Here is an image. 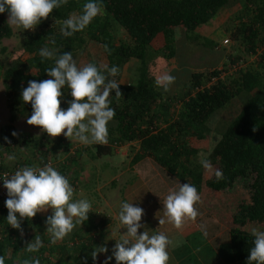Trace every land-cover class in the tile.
<instances>
[{"label": "trees", "instance_id": "16d2710c", "mask_svg": "<svg viewBox=\"0 0 264 264\" xmlns=\"http://www.w3.org/2000/svg\"><path fill=\"white\" fill-rule=\"evenodd\" d=\"M87 2L68 0L66 5L54 9L35 31L22 32L21 57L6 66L0 62V79L9 109L0 139V175L14 174L26 166L42 168L50 164L69 180L74 188L73 199L79 200L76 190L82 182L81 170L86 169L79 167L83 158L87 155V165L104 155H113L123 144L137 142L134 163L151 158L182 182L194 185L198 192L203 186L227 191L239 179L250 178L249 201L238 204L232 217L230 241L218 250L220 264H247L255 237L245 226L264 224V0H98L101 14L83 31L63 36V21L82 15ZM8 15L7 11L0 13V42L15 35L7 23ZM220 15L222 23L217 29L228 33L229 49L216 37L215 30H208ZM92 41L102 45L106 65L118 67V74L108 79L116 80L122 92L119 99L115 91L109 97L116 115L108 124V143L69 151L71 144H64L63 136L12 135L15 123L33 111L31 104L21 99L28 81L53 79L46 70L54 67L55 59L65 52H71L77 67L82 68L80 55ZM45 47L55 53L52 59L40 56ZM6 50L1 47L3 53ZM213 53L215 56L208 59ZM243 55H254L258 64L245 67ZM132 58L138 60L134 78L122 82V68ZM205 66L210 68L204 69ZM229 69L232 73L224 76ZM165 74L176 78L168 91L156 84V79ZM62 91L61 107L66 110L73 97L67 86ZM238 101L240 107L235 110ZM221 112H226V116L222 118ZM208 130L209 155L225 177L219 181L215 173L205 178L198 159L200 150L190 145L193 139L206 138ZM53 159L57 164L51 162ZM105 165L102 176L114 188L118 180L105 176L110 167ZM95 175L96 168L92 178ZM125 187L120 190L122 194ZM7 198H0V255L5 264H24L25 260L36 258L40 264H85V258L87 264H105L103 252L100 254L104 260L98 256L95 261L91 252L98 246L109 250L108 218L92 209L87 221L52 244L45 223L52 210L46 215L37 213L31 221L22 220L21 235L7 222ZM262 227L258 230L264 231ZM146 231L153 233L152 229ZM36 235L44 246L29 253L25 247ZM108 264H116L115 257Z\"/></svg>", "mask_w": 264, "mask_h": 264}, {"label": "clouds", "instance_id": "9594fccd", "mask_svg": "<svg viewBox=\"0 0 264 264\" xmlns=\"http://www.w3.org/2000/svg\"><path fill=\"white\" fill-rule=\"evenodd\" d=\"M67 3L68 0H0V13H9V26L35 31L43 20L49 18L54 9ZM100 14L101 4L98 0H89L83 6L82 15L63 21L62 35L70 37L83 31ZM40 56L52 59L55 53L45 47L40 50ZM46 72L53 79L30 80L28 86L22 89V102L30 103L33 109L27 123L40 127L53 138L64 135L71 141L75 139L85 145H106L109 136L108 124L116 115L115 110L110 107L109 97L113 91L117 99L122 95L120 84L114 79L109 80L108 76L115 77L118 67H97L89 63L78 68L72 53L65 52L55 59V66ZM175 79L174 76L165 74L156 79V84L168 91ZM65 86L71 90L73 97L66 110L61 107V98L64 95L62 89ZM12 135L17 133L13 132ZM201 163L205 168L210 167L208 161ZM215 176L218 181L225 178L220 170H216ZM0 179H3V185L7 189V222L13 228L19 229L21 235L22 220L31 221L37 213L51 209L52 215L45 221L48 226L46 232L50 234L51 243L56 244L68 236L77 225L87 221L88 214L92 211L88 200L73 199V186L50 164L42 168L26 166ZM161 200L164 216H157L160 225L167 222L181 229L188 220L196 221L200 214L197 205L202 203V199L197 188L190 183L180 184L178 189L170 190ZM144 214L145 210L134 203L121 204L119 221L127 231L121 239L116 240L112 250L116 264H168L170 255L167 249L172 242L163 232L151 236L147 231L139 232V229L145 227L141 223ZM252 235L255 237L254 247L250 250L247 264H264V231L254 228ZM43 246L40 236L36 235L25 248L27 252L34 253ZM107 251L106 246H98L91 252V257L95 261L101 252ZM112 256L107 258L105 264H108ZM0 264H5L2 255ZM24 264H40V260H25Z\"/></svg>", "mask_w": 264, "mask_h": 264}, {"label": "rangeland", "instance_id": "374dc122", "mask_svg": "<svg viewBox=\"0 0 264 264\" xmlns=\"http://www.w3.org/2000/svg\"><path fill=\"white\" fill-rule=\"evenodd\" d=\"M221 23H222V17L220 15L218 19H216L211 23V26L208 27V30L209 31L215 30L216 37L217 38L220 37L221 41L222 42L224 41L226 48L229 49L231 42L228 33L223 34L224 33V32L222 33L223 29H217L218 25H220ZM13 30L15 31V35L13 37L3 39L0 42V62L4 63L5 66L10 65L15 59L21 57L24 54V49L22 47L21 40H22V32L26 30L17 27H13ZM226 39H229V42L225 41ZM2 46H5L7 48L6 52L4 53L1 51ZM214 56L215 54L213 53L211 55H208L207 57L208 59H210L213 58ZM243 57L245 60L244 61L245 67L248 66L253 67L258 64V61H255L254 55L247 57L243 55ZM107 62H108L107 56L102 48V45L96 41L90 42L86 50L80 55L79 58L80 66H85L89 63H93L97 65V67H100L101 65H106ZM135 65H138V60L136 58H132L123 66L121 72L122 82H129L131 79L134 78L133 69ZM206 68H210V67L205 66L204 69ZM231 73L232 70L229 69V71H226L223 75L225 76L226 74H231ZM238 102H236L233 109L236 110L238 109V107H240V102L239 103ZM225 114L226 112H221L220 116H222L223 118V116H226ZM8 117H9V109L7 106L6 91L3 84V80L0 79V139H2L3 137L2 129H4V127L7 125ZM15 128H16L15 132L17 134L30 133V134H34L35 136H42L46 134L48 137H50L46 132H43L40 127L29 125L27 123V118L24 119L21 118L19 121H17L15 123ZM60 136H63L65 138L64 144L66 143L71 144L72 148L69 149V151H73L74 148L80 146H88V147L90 146V145H85L75 139L71 141L69 138L65 137L64 135H60ZM194 145L200 150L198 159L200 161L201 159L202 161H208L210 164L209 168L204 167L205 178L212 177L216 172V170H219V166L217 163L212 161L211 157L209 158L210 153L208 152V146H206L205 141L201 139L195 140ZM136 148H138L137 143H133L131 147L119 146L115 149L113 155H106V156L104 155L92 162H88L87 165L84 164L85 161L87 160V155H86L83 158V162H81L79 166L80 169L81 167H86V169L83 168L81 170L83 178H82V182L78 184L79 187L76 190L77 191L76 196H80L79 200L80 199L88 200L91 203V205H93L92 209H94V211L97 212L99 216L108 218L110 221L112 218L110 214L111 212H109V207H107V205L103 203L104 200L103 197L111 193L120 196L122 194L120 190L125 186L126 183H129L126 189L123 191V196L125 198L124 202H128V203L136 202L135 203L136 206H140L145 210V214L142 217V221H141V223L145 225L144 227L145 231L152 229L153 233L152 234L150 233L149 234L150 236L153 234H158L163 232L168 236V238L172 242L168 247V252L170 255L168 264H203V262L201 261V253L196 251L192 242H190V239H188L187 236H184V233L179 232L178 229L175 228L174 225L171 223L166 222L164 225L159 224L158 217L164 216V212H163L164 205L162 203L161 198L157 196L156 192L150 189V187L152 186H150V184L148 185L142 176L143 174L148 173L150 175L156 174V176L158 177H164L168 179V175L165 169L161 168V166H159V164H157L151 158H145L136 164H131L133 162V158L135 157ZM61 153H63V151H61ZM66 155L67 154H64V157H66ZM51 162L57 164V160L55 159H53ZM105 164L110 166L105 171L106 177H111L113 174L117 175L118 172L120 173L119 176L124 175V177H122L120 180L117 179L118 186L114 188L111 186L110 182H108L109 180L106 181L102 176L103 175L102 167L103 165L106 166ZM92 166L93 168H90ZM95 168H96V175L94 176V178H92L93 173L95 172ZM137 173L141 174V176L137 175ZM132 176L133 179L130 182L127 181L129 178H132ZM125 178L126 181H124ZM250 181H251L250 178L239 179L232 189L225 191L224 193L220 194L217 197L220 200V204H222V208L225 209V212L223 214L225 221L232 222L231 220L234 212L238 207V204L242 203L243 201L246 202L249 201L248 186L250 184ZM205 188L207 187L205 186ZM173 189H175V187ZM97 194L99 195V198ZM139 200L140 203H138ZM153 225H156V227L153 228ZM246 227H249V225L248 226L246 225ZM209 249L210 252L208 254V257L210 258L215 255V252L213 248L210 246Z\"/></svg>", "mask_w": 264, "mask_h": 264}, {"label": "crops", "instance_id": "0c3cea01", "mask_svg": "<svg viewBox=\"0 0 264 264\" xmlns=\"http://www.w3.org/2000/svg\"><path fill=\"white\" fill-rule=\"evenodd\" d=\"M208 136L204 139H201L205 141V143H209V135L211 132L209 130L207 131ZM197 140V139H195ZM191 141V144L194 145V141ZM133 143L137 142H132V143H126L121 145L122 146H130ZM136 145V144H134ZM137 147H139V144L137 143ZM138 151V148H136V152ZM136 154V153H135ZM211 155H209L210 158ZM145 159V158H143ZM134 160V159H133ZM142 161V159L140 160ZM138 161V162H140ZM200 161V160H199ZM214 161V159H213ZM136 162V163H138ZM202 162V159L201 161ZM132 162L131 164H136ZM203 165V164H202ZM160 166V165H159ZM204 167V166H203ZM161 168H163L161 166ZM165 169V168H163ZM116 170V169H115ZM117 171V170H116ZM115 171V172H116ZM168 175V179L164 177H158L155 175H150L148 173L143 174V178L145 179V182L150 186V189L156 192L157 196L159 198H164L166 197V194L168 195L170 190L178 189L180 184H183L181 180H179L177 177L173 176L170 174L167 169H165ZM120 173L118 172L117 175H112L110 180L118 179L120 180L124 175L119 176ZM137 175H140L137 173ZM119 176V177H118ZM118 177V178H117ZM133 179L129 178L127 181H131ZM126 181V178L125 180ZM129 183H126L125 186H128ZM126 188V187H125ZM141 191V189H140ZM225 191H216V190H211L210 188H205L203 186L202 190L198 192L200 196H202V203H199L197 205V208L199 210V215L196 219V221H191L188 220L184 227L181 229H178L179 232L184 233V236H187L188 239H190V242H192L193 246L195 247L196 251L201 253V261L203 264H220V257L218 254L219 246L223 243H226L230 241V230L233 226V223L230 221H225V218L223 217V214L225 212V209L222 208V204H220L219 198H217L220 194L224 193ZM103 203L109 207V212H111V220L109 221L108 225V240L107 242L109 243V250L107 253H103L106 255V258H108V254H112V250L114 248V245L116 244V240L121 239L126 234V229L124 225H122L119 221V211L121 204L124 202V196L121 194L118 196L117 194H108L103 197ZM140 199V198H139ZM140 203V200L139 202ZM51 211L49 209L47 212L40 213L41 215H46ZM233 212V211H232ZM233 214V213H232ZM232 221V220H231ZM264 224L260 225H254V224H249V227H246V229H249L252 231V229H262ZM81 225L77 226L80 227ZM248 226V225H247ZM156 225H153V228H155ZM145 229L141 228L139 229V232H144ZM186 233V234H185ZM206 233V234H205ZM209 246L213 248L215 255L213 257H208V254L210 252ZM101 256V254L99 255ZM114 257V256H113ZM101 260H104V256H101ZM106 261V260H104ZM103 264V262H102Z\"/></svg>", "mask_w": 264, "mask_h": 264}, {"label": "built area", "instance_id": "2783aa9c", "mask_svg": "<svg viewBox=\"0 0 264 264\" xmlns=\"http://www.w3.org/2000/svg\"><path fill=\"white\" fill-rule=\"evenodd\" d=\"M225 41H229V40L227 39ZM5 175L10 176L12 174H10V173H2V175H0V178H3ZM6 195H7V189L3 185V179H0V198L1 197H6Z\"/></svg>", "mask_w": 264, "mask_h": 264}]
</instances>
